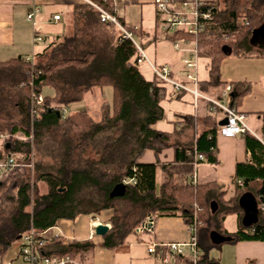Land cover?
I'll return each instance as SVG.
<instances>
[{"label": "trees", "instance_id": "trees-1", "mask_svg": "<svg viewBox=\"0 0 264 264\" xmlns=\"http://www.w3.org/2000/svg\"><path fill=\"white\" fill-rule=\"evenodd\" d=\"M93 1L113 11L112 0ZM214 2L217 7L214 22L199 38L201 54L211 59L210 79L200 82L204 92L225 84L220 75L226 57L243 56L254 50L250 40L264 18L253 0H224L225 8H221V0ZM119 20L145 49L143 40L149 34L143 26L133 30L120 15ZM70 21V33L58 36L59 42L44 53L46 64H34L23 56L0 61V135L9 136L2 147L7 156L12 155L24 164L15 168L0 185V264L29 229L44 231L56 227L60 220H76L104 211H109L105 223L111 224L101 242L105 248L123 244L149 216H179L188 227L202 223L201 229L212 226L222 235L241 241H264V212L259 209L258 222L247 227L243 224L244 209L238 205L247 192H254L258 205H264V125L260 137L250 131L241 134L248 156L246 161L237 163L233 175L236 196L225 201V190L216 181L196 184L192 181L197 162L195 152L205 157L198 164L219 163L220 114L197 119L206 128L194 144L172 143L170 134L155 128L165 118L162 102L190 96L182 94L174 98L154 74L151 80L147 79L140 70V51L135 43L115 25L102 22L90 4L76 5L70 13ZM104 28L111 33L118 29L119 33L104 35ZM153 32L152 40H157L162 33L157 10ZM173 38L167 36L169 40ZM261 55L264 57V52ZM46 85L55 90L54 95L43 94ZM95 86L113 87V102L104 105L102 120L91 121L88 129L81 132H71L61 107L52 106L53 100L63 104L79 101ZM34 92L45 98L43 109L35 116L31 110ZM49 98H53L52 101ZM191 100L194 105L193 98ZM20 133L24 139L16 137ZM46 137L57 143L52 148L45 145V150L58 163L43 166L36 162L32 175L27 165L32 162L34 146L43 144ZM168 147H174V158L162 162L159 155ZM148 149L155 153L156 162L140 161ZM0 156L6 158L1 149ZM159 168L164 180L158 187ZM39 182L45 183L47 190L34 196L39 191ZM118 184H125L124 194L113 196ZM213 200L220 204L216 212L212 209ZM231 214L238 215L239 228L235 233L224 226ZM201 237L197 264H222L209 255L214 244ZM55 241L61 253L91 264L96 247L93 241L67 242L64 238ZM186 261L193 264V257H186Z\"/></svg>", "mask_w": 264, "mask_h": 264}, {"label": "crops", "instance_id": "crops-1", "mask_svg": "<svg viewBox=\"0 0 264 264\" xmlns=\"http://www.w3.org/2000/svg\"><path fill=\"white\" fill-rule=\"evenodd\" d=\"M83 3H85L83 0H0V61H8L23 56L28 59L33 58L34 64H46L47 59L44 53L51 50L52 46L59 42L58 36L69 33L70 13L76 5ZM127 4L129 5L130 3ZM132 4H140L142 11L144 8V11H148L151 17L150 23L141 20L137 25L143 26L147 31H154L156 17L154 0L144 2L136 0ZM34 7L40 8V13L35 16L36 25L29 21L27 17ZM58 14L61 15V19L55 20L54 17ZM145 14L144 18L146 17ZM161 34L163 33H160L157 40L151 39L148 43L143 41L145 49L150 58L158 62V43L162 38L161 36H163L164 42L162 46L167 59L161 65L169 66L174 70L176 75L181 77L183 68L180 61L181 58H171L168 56V53L166 54L172 44L167 39V35ZM35 36H40L42 40L35 41ZM39 42L48 43H46L40 52H36V46ZM31 53L33 56H31ZM177 53L178 55L181 54L178 51ZM232 55L226 57L222 62L220 80L224 83H233L234 93L236 94L233 98L234 102L238 109L246 114L247 120L256 115H258L257 119L259 120L264 117V88H262L264 86H260L261 79L264 80V57H240L239 55L238 57H234ZM165 56L163 57L165 58ZM210 62L211 59L206 56H202L199 60L198 74L201 80L207 81L210 79ZM140 70L147 79L151 80L153 78V72L148 64H141ZM46 87L50 86L46 85L44 88ZM219 87L210 88L208 91L212 93L216 92V89ZM43 94H45L44 89ZM85 95L82 100L85 99ZM237 96L239 98L235 100ZM191 99L187 97L184 100H165L162 102L165 118L159 121L155 125V128L170 134L171 142L174 144L178 143L183 146H190L196 142L199 134L206 128L204 124L197 122V119L210 114L208 105L205 102H201L199 107H195ZM56 101V99L55 101L53 100L52 106H60L62 110L68 109V104L55 103ZM189 116L193 118H188ZM263 125L264 122L261 125V133L254 131L250 125L249 127L254 135L260 137ZM2 144V139H0V147ZM174 153V147H168L160 154V160L162 162H170L174 158ZM247 156L243 135L226 137L218 134L217 158L219 163L210 164L204 161L198 164L196 170L197 180L199 182L216 181L225 190L223 199L229 201L236 196V188L233 183L236 165L238 162L246 161ZM140 161L156 162L154 152L150 149L146 150L140 157ZM201 167L202 170H200ZM220 192L218 191L217 193ZM213 203L216 204L218 210L220 204L216 200H213ZM238 205L240 206L239 201ZM234 215L237 220L235 229L227 228L224 222L225 228L230 233H235L239 228L238 215ZM96 219L98 220L97 223L95 222ZM76 221L77 219H64L58 223V225H61L60 230L63 232V237L67 242L80 241L77 239L79 233ZM225 221H227V218ZM154 222L152 231L142 233L136 231L135 238H128V236L125 242L116 248L102 247L101 242L103 237L100 236L99 246L96 245L91 255V264H164L162 259L149 253L148 249L150 246L163 243H187L191 239L189 227L182 217H154ZM99 223L109 224L105 223V220L101 221L99 218L93 217L90 220V233L95 230V227ZM218 234L230 239L222 243H216L214 240H218V238L220 240ZM198 237L200 238L201 235L198 234ZM204 238L214 244V248L212 249L220 250V255L217 258H213L219 259L222 264H252V262L264 264V241H241L231 235H222L214 228L209 231L206 237L203 235L202 239ZM89 240L92 241L93 238L89 237ZM211 250L209 251L210 257H212ZM167 256L169 257L168 264H190L186 261V257L191 258L192 254L190 249L185 247L183 254L169 253ZM178 256L180 257L178 258Z\"/></svg>", "mask_w": 264, "mask_h": 264}, {"label": "built area", "instance_id": "built-area-1", "mask_svg": "<svg viewBox=\"0 0 264 264\" xmlns=\"http://www.w3.org/2000/svg\"><path fill=\"white\" fill-rule=\"evenodd\" d=\"M90 4L96 10L102 22L115 25L125 37L130 38L138 50L140 57L139 64H148L153 74L158 78L159 82L167 86L174 98L185 94L193 98L194 106L199 107L201 102L208 105L210 114H220L221 120L227 118V123L220 125L219 133L226 137L241 135L247 131L251 132V128L247 123V116L240 111L234 102V85L226 82L216 92L202 91L200 88L201 79L198 74L199 60L201 59V51L199 46V38L207 30L209 25L214 22L217 7L214 0H154V6L160 14L161 30L164 35L172 36L170 40L173 48L181 53L182 76L176 75L174 70L167 65H160L153 61L147 51L134 38L132 31L124 27L119 20V8L122 5L130 3L131 0H112L113 11L106 9L103 5L93 0H83ZM40 13V8L34 7L28 14V20L36 25L35 16ZM55 20H60L61 15H55ZM248 24V23H246ZM138 30L139 26L132 27ZM34 40H42L40 36H35ZM44 105L43 95H36L35 92L31 98L32 115H37ZM67 109L62 110L63 117H66ZM220 120V121H221ZM9 137L6 134L0 135V139L4 140ZM202 153L195 152V171L192 177L194 184L197 180L198 161L204 160ZM21 166L18 160L9 155L6 158L0 156V181L6 179L9 174L17 167ZM259 209L264 212V205H259ZM154 217L149 216L145 222L137 228V232L142 233L152 231L154 227ZM111 227V225H110ZM53 228L38 231L34 228L23 233L15 243L19 244V250L16 258L8 262L5 259L1 264H84L83 261L69 253H61L56 245V238H64L63 232L59 229L57 233L49 235ZM198 225L189 227L191 239L187 243H169V244H153L149 247L150 254H154L162 259L164 264L169 263V253L183 254L185 247L190 249L193 257V264H197V258L200 253L198 246ZM95 231L91 232V238ZM160 249V250H159ZM166 250V251H164ZM164 252H166L164 254Z\"/></svg>", "mask_w": 264, "mask_h": 264}, {"label": "rangeland", "instance_id": "rangeland-1", "mask_svg": "<svg viewBox=\"0 0 264 264\" xmlns=\"http://www.w3.org/2000/svg\"><path fill=\"white\" fill-rule=\"evenodd\" d=\"M140 2H144L147 0H139ZM221 8H225V2L224 0H221ZM253 5L255 6V8L259 11L262 12L264 14V0H253ZM119 15L124 17L126 20V23L128 26L130 25H134L137 23H139L141 20L143 21H151V17H150V13L148 11H142V8L140 6V4H132L130 3L129 5H122L119 8ZM142 11V12H141ZM144 13H146V17L144 18ZM242 22V20H241ZM150 23V22H149ZM264 23V18L262 20L259 21V23L257 25H259L258 27H260L261 25H263ZM72 24L70 21V28H71ZM72 29V28H71ZM146 32L149 34L148 37L144 38V42L150 41L151 39H153L154 37V32L149 30ZM70 33V32H69ZM102 33L104 35H110V34H114L115 36L118 35L119 30L116 29L114 30L112 33L109 29L104 28L102 30ZM163 35V34H161ZM161 40L158 43V62H156L158 64V66L161 65V63L165 62V60L167 59V57L164 55V49H163V42H164V38L163 36H161ZM263 40H264V31H263ZM148 38V39H147ZM159 38V35H158ZM232 39H235V37H231ZM232 39H230L229 41H231ZM46 43L48 42H39L38 45L36 46V52H40L43 47L46 45ZM251 44V43H250ZM258 47V44L255 46ZM253 51L251 53L245 54L243 55V57H259V58H263V56L261 55L262 52H264V48H254L253 47ZM163 53V55H162ZM168 53V56L171 58H175V59H180L182 58V54L177 53V51H175L172 46H170L166 52V54ZM31 56L32 53H31ZM165 56V58L163 57ZM201 56H206L203 53L201 54ZM232 56L234 57H238V55L233 54ZM163 57V59H162ZM242 57V56H240ZM32 62L34 63L33 58H31ZM42 62V61H41ZM44 62V61H43ZM262 85L264 86V80L261 79L260 81V86L262 87ZM264 88V87H262ZM44 93L46 95L52 96L54 95V89L51 87H46L44 88ZM44 98V96H43ZM114 99V89L113 87H104L103 89L100 88L99 86H95L92 90H90L86 95H85V99H81L79 101H75L72 103L68 104V109H67V113H66V117L68 119L67 121V127L68 129L71 130V132H81L83 130L88 129V127L91 125V121H100L103 119L104 114H105V109H104V105L112 103ZM49 101H52V98L48 99ZM44 103H45V98H44ZM258 115L253 116L251 119L247 120V123L252 127V129L258 133H261V125L264 122V117H262L261 119H257ZM19 139H24L25 137L22 135V133L18 134L16 136ZM51 141H49V137L45 138V141L43 144H41L40 146L36 145L34 146L33 149V154H32V162L27 165L31 168L32 170V175H34V163L38 162L41 163L43 166H51V165H55L58 163V161L56 160V158L54 156H51L49 151L45 150V145H50L52 147H56L57 143L54 142L52 139H50ZM3 142V141H2ZM0 149L2 151H4V156L7 157V153H5L6 151L3 150V147L1 146ZM155 154V153H154ZM156 157V155H155ZM17 158H21V155L19 154ZM159 159H160V155H159ZM157 160V157H156ZM19 163L21 164V162L19 161ZM24 165V164H21ZM200 170H202V167L200 168ZM206 171V169H205ZM163 181V174H162V170L161 168H159L158 170V175H157V185L159 187V185L162 183ZM38 192L34 193V196H36L37 193H44L47 190V187L45 185V183L43 182H39L38 185ZM109 214V211H104L102 212L100 215H83L81 217H79L77 219V223H76V227L78 229V235H77V239L80 241H87L89 240L90 237V220L93 217L99 218L101 221H104L106 216ZM197 214V212H196ZM236 216L234 214L230 215L227 217V221H225V226L229 229H235L236 227ZM204 224H198L199 229H198V234H200L202 237L203 235L206 237L207 234L209 233L210 230L213 229L212 226H210L208 229H201L202 226ZM60 224L57 225L54 229H52V231L49 233V235H52L54 233H57L60 229ZM207 228V227H206ZM136 234L132 233L129 235L128 238H135ZM201 237V238H202ZM93 242L99 246L100 243V236H98L97 234H95L93 237ZM205 239V238H204ZM18 250H19V244L18 243H14V245L10 248L6 259L8 260V262H10V260H13L14 258H16L17 254H18ZM220 250L219 249H212L211 250V256L212 257H218L220 255ZM19 261V260H18ZM18 261H15V264H18Z\"/></svg>", "mask_w": 264, "mask_h": 264}, {"label": "water", "instance_id": "water-1", "mask_svg": "<svg viewBox=\"0 0 264 264\" xmlns=\"http://www.w3.org/2000/svg\"><path fill=\"white\" fill-rule=\"evenodd\" d=\"M263 31H264V24L261 25L260 27H257L253 31L252 38L250 40L251 44L253 46H256L258 44V47L264 48V40H263ZM233 97L236 96V94H232ZM227 123V118H223L219 124L224 125ZM2 184V181H0V185ZM125 191V184H118L115 186L112 195L113 196H118L124 194ZM240 206L243 207L244 209V215H243V224L247 227L253 226L258 222L259 219V205H258V200L255 197L254 194L251 192L245 193L239 200ZM212 209L213 212L217 211V206L215 203L212 204ZM110 225L109 224H104V223H99L95 227V234L98 236H105L108 231L110 230ZM220 240H214L216 243H222L223 241L229 240L230 238H227L225 236H220ZM217 236V237H218Z\"/></svg>", "mask_w": 264, "mask_h": 264}, {"label": "bare ground", "instance_id": "bare-ground-1", "mask_svg": "<svg viewBox=\"0 0 264 264\" xmlns=\"http://www.w3.org/2000/svg\"><path fill=\"white\" fill-rule=\"evenodd\" d=\"M95 222L97 223V222H98V220L96 219V220H95Z\"/></svg>", "mask_w": 264, "mask_h": 264}]
</instances>
